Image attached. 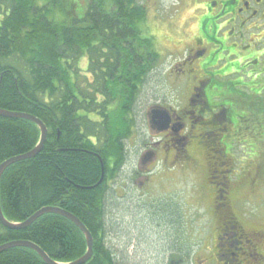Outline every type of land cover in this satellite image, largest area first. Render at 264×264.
<instances>
[{"label":"trees","instance_id":"trees-1","mask_svg":"<svg viewBox=\"0 0 264 264\" xmlns=\"http://www.w3.org/2000/svg\"><path fill=\"white\" fill-rule=\"evenodd\" d=\"M147 15L139 0H87L74 11L66 0H0V108L30 113L48 129L38 155L4 171L1 207L14 222L46 206L77 216L94 239L85 264L117 263L106 243L111 183L126 161L141 89L160 62L155 36L141 29ZM40 134L30 120L0 116V164L33 149ZM12 240L32 241L61 263L87 251L81 229L56 213L20 230L0 222V244ZM0 264L47 263L20 246L1 253Z\"/></svg>","mask_w":264,"mask_h":264},{"label":"flooded vegetation","instance_id":"flooded-vegetation-1","mask_svg":"<svg viewBox=\"0 0 264 264\" xmlns=\"http://www.w3.org/2000/svg\"><path fill=\"white\" fill-rule=\"evenodd\" d=\"M183 1L192 7L193 29H170L169 34L177 32L182 47L167 52L159 41V53L160 61L165 54L174 58L165 73L172 81V91L186 100L177 106H157L167 115V129L159 131L151 120L150 127L167 138V149L159 151L167 153L159 157L158 151L151 149L147 158L153 159L154 167L165 159L169 162L173 152L172 162L180 157L191 167L204 165L205 173L215 178L233 176L236 141L246 147L255 144L259 156L264 145V0L179 3ZM168 39L173 42L175 37L169 35ZM161 63L151 74L161 72ZM218 166L223 169L214 168ZM209 183L208 200L219 212L218 233L210 248L198 252L200 262L264 264V225L245 222L235 206L241 184L229 186L226 180ZM193 260L191 257V263Z\"/></svg>","mask_w":264,"mask_h":264},{"label":"rangeland","instance_id":"rangeland-1","mask_svg":"<svg viewBox=\"0 0 264 264\" xmlns=\"http://www.w3.org/2000/svg\"><path fill=\"white\" fill-rule=\"evenodd\" d=\"M86 2L66 0L70 11ZM139 2L148 9L147 19L141 25L145 31L143 35H158L155 36V45L159 52L162 51L159 41L166 45L164 49L167 52L180 49L182 45L177 43L179 35L177 32L169 34V31L182 26L193 29V20L190 19L193 11L189 1ZM169 35L175 37L173 42L168 39ZM161 61L164 63L160 66L161 72H153L141 89L135 108V130L126 141V161L111 183L113 193L107 207L106 243L116 254V264H202L198 252H203L205 247L210 248L218 233L216 215L219 212L208 200L210 180H226L229 186L240 183L234 199L241 218L247 223L264 225L263 144L259 156L255 144L246 147L236 141L233 146L236 173L225 178L205 173L204 165L203 168L191 167L180 157L177 162H172L173 152L169 162L165 159L154 167L153 159L147 158L151 149L158 151L159 157L166 156L165 150L159 151L161 147L167 149L168 146L167 138L150 127L151 110L157 106L181 105L186 100L185 96L172 91V81L165 73V69L175 63L174 58L165 54ZM81 65L87 67V58ZM214 168L223 169L219 166ZM188 247L190 257L187 260ZM191 257L195 263H191ZM182 258L187 261H180Z\"/></svg>","mask_w":264,"mask_h":264},{"label":"water","instance_id":"water-1","mask_svg":"<svg viewBox=\"0 0 264 264\" xmlns=\"http://www.w3.org/2000/svg\"><path fill=\"white\" fill-rule=\"evenodd\" d=\"M149 114H150L151 123L154 124L155 126H158L159 131H164L167 129V125H166L167 115L164 111L160 109H152ZM0 116L8 117V118H23L30 120L39 127L41 132L40 140L33 149H31L30 151L24 154L13 156L0 164V182H1L2 175L4 171L7 169V167H9L13 163L33 158L43 150L45 143L48 139V129L45 123L40 118L30 113L16 112V111H10L0 108ZM46 213H56L62 215L68 218L69 220H71L72 222H74L81 229V231L84 233L87 244V251L83 256L68 263H61L56 260H53L38 244L29 240H12L0 244V254L8 249L24 246L36 251L47 264H85L87 261H89L93 255V246H94L93 235L89 231V229L85 226V224H83V222L71 212H68L67 210L59 206H46L35 212L32 216H30L26 220L22 222H14L8 220L5 217L0 203V222L2 223L3 226L12 230L25 229L28 226H30L34 221H36L40 216Z\"/></svg>","mask_w":264,"mask_h":264}]
</instances>
